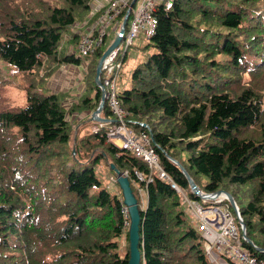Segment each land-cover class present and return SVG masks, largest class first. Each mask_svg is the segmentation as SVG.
I'll return each mask as SVG.
<instances>
[{
	"label": "trees",
	"instance_id": "obj_1",
	"mask_svg": "<svg viewBox=\"0 0 264 264\" xmlns=\"http://www.w3.org/2000/svg\"><path fill=\"white\" fill-rule=\"evenodd\" d=\"M6 1L0 0V59L16 70L32 74L49 58L76 65L89 56L58 47L92 0H34L26 11ZM145 46L155 51L118 90L128 118L149 124L161 165L183 187L186 178L168 156L195 183L194 174L206 176L203 191L223 189L235 198L242 188L246 202H235L245 234L264 249V0H172L170 8L158 9ZM102 52L90 55L94 76ZM94 76L93 94L73 103L71 112L96 108ZM31 87L22 108L0 110V264H128L118 238L125 233L128 239L129 219L95 169L104 157L127 171L138 204V189L146 192L139 210L140 264H209L177 193L156 176L149 182L136 177L135 170L146 173L147 166L106 139L110 124L76 134L73 155L58 94L34 90V82ZM100 115H111L106 101ZM176 146L188 151L185 161L176 157ZM244 244L264 259V252Z\"/></svg>",
	"mask_w": 264,
	"mask_h": 264
},
{
	"label": "built area",
	"instance_id": "obj_2",
	"mask_svg": "<svg viewBox=\"0 0 264 264\" xmlns=\"http://www.w3.org/2000/svg\"><path fill=\"white\" fill-rule=\"evenodd\" d=\"M130 3L131 0H107L93 22L79 35L76 49L69 52L81 57L94 53L111 31L114 36L118 33ZM171 3L172 0H136L130 8L121 40L104 58L100 74L111 115L107 116L109 120L96 121L97 125L91 126L90 131H97L99 127L110 124L106 139L140 158L147 166L146 173L135 170L136 177L149 182L156 176L174 189L180 202L187 205L185 209L195 221V228L199 231L209 264H264V259L257 258L244 244L247 240L244 237L242 217L236 209L238 207L232 208L228 195L223 191H203L200 187L199 191L194 193L190 188L187 189L176 182L160 163L159 155L152 145L149 126L129 119L118 98L116 79L121 72L126 48L139 33L149 39L157 25L158 9H168ZM94 12L92 8V13ZM135 123L140 127H134ZM124 172L127 174V171ZM110 180L114 183L115 176L111 175ZM120 204L122 213L128 217L127 207L121 200ZM252 246L255 250L264 252V249L254 244Z\"/></svg>",
	"mask_w": 264,
	"mask_h": 264
},
{
	"label": "rangeland",
	"instance_id": "obj_3",
	"mask_svg": "<svg viewBox=\"0 0 264 264\" xmlns=\"http://www.w3.org/2000/svg\"><path fill=\"white\" fill-rule=\"evenodd\" d=\"M14 2V4L18 5L20 10L26 11L28 9H31L34 0H11ZM8 4L10 3L9 0L6 1ZM54 2V0H52ZM98 8L94 13L89 14L88 12L84 15H79L74 21L73 24L68 26L67 30L64 31L60 46L58 49L61 52L62 48L64 51L72 50L73 48L76 49L77 41L79 35L86 30V27H88L93 20L95 19L96 15L98 14L99 10ZM90 10V9H89ZM74 37L71 38V36ZM70 38V39H69ZM114 38V34L111 31L110 35L106 36L104 42L101 44L100 49L104 51L106 47L111 43V41ZM148 43V39H146L141 33H139L134 39L133 43L126 48V54L125 58L122 60V68L120 75H118V78L116 79V84L118 86V89L128 86L129 80H130V74L132 69L141 61L147 58V56L154 52L155 49L153 47H147L145 46ZM69 47V48H67ZM63 53V52H61ZM61 53L58 55L60 56ZM91 55V54H90ZM83 56L85 57V60L79 63L78 71L80 73V77L77 80H73L72 76L74 75L75 71L71 68H66V62L59 61L58 63L55 62L54 59L49 58L45 61V64L37 67L34 69V72L32 74H25L21 71L16 70L15 66L7 63L0 59V110H8V111H16L20 108H22L26 103V92L27 89L31 87V84L34 82V90L40 91L41 87L42 90L48 89V91L55 92L58 94L59 98L62 101V105L67 113L68 119L70 120V129H71V152L72 148H74L75 152L72 153L73 155L76 153V144H75V137L76 134L79 136L82 134H87L91 130V125L95 121L88 120L91 112L90 106H86V108H79L75 107L74 111L71 112V109L74 105L73 103H77V101L80 100L90 94H93V84H92V78L94 74L91 73V68L93 67V64L95 63L93 61L88 62L89 58L91 59L92 56ZM72 64V63H68ZM74 68V67H73ZM78 74V73H77ZM76 75V74H75ZM74 75V79L75 78ZM46 78V81L43 80ZM4 79V81L2 80ZM54 79V80H53ZM243 79L246 81L250 79L247 75H243ZM46 87V88H44ZM32 88V87H31ZM92 97V96H91ZM102 116V115H101ZM144 120V119H143ZM142 123H145L149 126L148 123L144 121H139ZM148 122V121H147ZM151 124V122L149 121ZM156 129H162L161 125L157 126ZM96 149V148H95ZM91 152L94 153L96 150ZM173 151L175 152L176 157L181 160L182 162L186 160L188 156V151L186 149H181L179 146H176L173 148ZM110 161V157H104L101 159L97 165L95 166L96 172L98 177L101 180V185L106 187L110 192L115 193L120 200L122 199L121 189L117 184L113 183L110 180L111 174L116 175L113 170H110L106 163ZM194 178L196 181V184L200 188H204V184L207 181V177L198 173L194 174ZM241 190H235V198L237 202L240 204H245L247 199V193L242 192ZM139 195V191H138ZM178 194H176L177 196ZM232 195V194H231ZM121 196V197H120ZM233 196V195H232ZM234 197V196H233ZM178 201L180 202L179 195L177 196ZM143 200H141V197L139 195V207L143 208ZM179 208L181 210H184L186 208L185 203L179 204ZM238 206V205H237ZM186 210V209H185ZM187 212V210H186ZM185 212V217L187 221L195 228V221L192 219L191 215L187 212ZM126 218V216H124ZM126 225V222H124ZM128 226H126L127 228ZM125 228V227H124ZM196 229V228H195ZM197 233L199 231L196 229ZM119 252L121 255H123L127 249H128V239L125 236V233H123L119 238ZM251 244H254L253 242ZM203 248V245H202Z\"/></svg>",
	"mask_w": 264,
	"mask_h": 264
},
{
	"label": "water",
	"instance_id": "obj_4",
	"mask_svg": "<svg viewBox=\"0 0 264 264\" xmlns=\"http://www.w3.org/2000/svg\"><path fill=\"white\" fill-rule=\"evenodd\" d=\"M136 0H131L130 7L124 14L121 22V26L118 30V33L114 36L113 40L111 43L106 47V49L101 53L99 56L96 66H95V76H94V81L96 86L100 89V99L99 102L96 106V108L91 112L88 120L91 121H106L109 120L107 117L101 116L100 113L103 110L105 106V88L102 85L100 81V74L102 70V63L104 61V58L111 52V50L119 43L121 40L122 34L124 32V27L126 25L130 8L133 6ZM113 121V119L111 120ZM75 150L72 148V153H74ZM168 158L174 162L182 171L183 175L186 178V181L189 185V188L192 190V192L197 193L199 191L197 184L194 182L193 178L189 175V173L186 171L185 167L175 158L168 156ZM109 167L115 172V181L118 183L120 189H121V194H122V202L124 205L127 207V213H128V241H129V248H128V264H140L141 263V253L138 247L139 244V224H140V211L143 209H139L138 207V202L136 200V197L133 194L132 188L130 186V182L128 179L127 174L119 170L114 163L109 162ZM223 191L228 195L229 202L232 206V208L238 207L234 197L231 195V193L223 190V189H218L215 190V192ZM239 210V208H236ZM243 227L245 228L244 222L242 220ZM246 233V232H245ZM248 243H252V241L244 235ZM260 249H263L259 247Z\"/></svg>",
	"mask_w": 264,
	"mask_h": 264
},
{
	"label": "crops",
	"instance_id": "obj_5",
	"mask_svg": "<svg viewBox=\"0 0 264 264\" xmlns=\"http://www.w3.org/2000/svg\"><path fill=\"white\" fill-rule=\"evenodd\" d=\"M107 0H92L91 2H90V10H89V14H91L92 13V8L96 11L98 8H100V7H102V5L106 2ZM86 29H87V27H86ZM74 37V34H73V36H71V38H73ZM78 38V37H77ZM70 39V38H69ZM67 48H69V47H67ZM73 49H75V48H73ZM68 67V68H67ZM74 67V68H73ZM78 67H79V65L78 64H66V68L67 69H70V71H73V70H71V68L72 69H74L75 71H73L74 72V75H75V78L76 79H74V75L72 76V78H73V80L75 81V80H77L80 76V73H79V71H78ZM78 73V74H77ZM78 77V78H77ZM54 80V79H53ZM187 189H189V185H188V187H187ZM138 191H139V195H140V197H141V200H143V202H144V204H143V208H141V209H143L144 210V208L146 207V192H145V190H143V189H138ZM186 212V211H185ZM187 213V212H186Z\"/></svg>",
	"mask_w": 264,
	"mask_h": 264
}]
</instances>
